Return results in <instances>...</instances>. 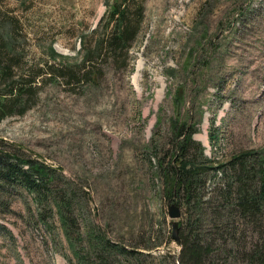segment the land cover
<instances>
[{
  "label": "rangeland",
  "instance_id": "rangeland-1",
  "mask_svg": "<svg viewBox=\"0 0 264 264\" xmlns=\"http://www.w3.org/2000/svg\"><path fill=\"white\" fill-rule=\"evenodd\" d=\"M115 1L0 0V28L17 22L24 68L75 66L106 37ZM103 54H91L78 72L91 78L74 87L44 75L28 110L0 122V140L53 170L48 189L68 203L88 264H179L176 203L164 198L158 164L169 163L178 122L193 126L208 159L264 154V0H143L126 55ZM1 193L0 264L77 263L51 204L20 188ZM95 237L135 252L96 257Z\"/></svg>",
  "mask_w": 264,
  "mask_h": 264
},
{
  "label": "trees",
  "instance_id": "trees-1",
  "mask_svg": "<svg viewBox=\"0 0 264 264\" xmlns=\"http://www.w3.org/2000/svg\"><path fill=\"white\" fill-rule=\"evenodd\" d=\"M128 1L116 0L110 5L105 22L109 32L75 66L60 63L52 67L44 62L34 70L24 68L14 46L17 22L11 21L8 32L0 28V122L28 110L36 95V84L44 75L48 80L74 87L81 79L91 78L89 70L78 75L81 68L86 69L85 65L91 63V54L104 53L112 59L125 56L138 33L143 0L133 9L127 6ZM50 56L58 59L52 51ZM194 133L195 129L187 122L173 125L169 163L164 166L161 160L158 164L164 178V198L175 201L181 209L177 226L179 264H264V154L251 149L221 161L211 160L205 156L203 146L193 139ZM209 138L212 143L218 141L213 133ZM7 147L0 140V196L4 188H20L31 194L37 205H42L45 199L63 222L76 264H88L78 249L77 243L82 241L80 229L76 238H72L68 203L48 189L53 170L36 158ZM107 249L124 258L135 252L95 237L92 251L96 257ZM93 264L105 261L99 257Z\"/></svg>",
  "mask_w": 264,
  "mask_h": 264
},
{
  "label": "water",
  "instance_id": "water-1",
  "mask_svg": "<svg viewBox=\"0 0 264 264\" xmlns=\"http://www.w3.org/2000/svg\"><path fill=\"white\" fill-rule=\"evenodd\" d=\"M168 215L173 220L172 225H171L172 226V239L178 242L177 223L174 220L180 216V212L175 205H172L169 207Z\"/></svg>",
  "mask_w": 264,
  "mask_h": 264
}]
</instances>
